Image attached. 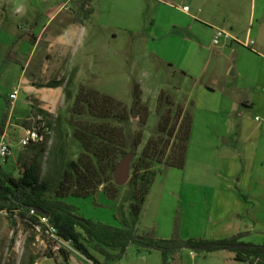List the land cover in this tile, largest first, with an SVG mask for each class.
<instances>
[{"label":"rangeland","instance_id":"obj_1","mask_svg":"<svg viewBox=\"0 0 264 264\" xmlns=\"http://www.w3.org/2000/svg\"><path fill=\"white\" fill-rule=\"evenodd\" d=\"M81 1L0 0V125L7 124L5 139L13 147L7 161H1L2 167L17 174L34 165L39 179L46 180L56 170L55 158L62 146L67 159H77L81 148L73 137L71 121L80 119L73 116L71 108L81 85L112 96L129 110L136 96L141 97L149 116L143 143L137 149L140 153L147 139L157 133L158 97L164 91L189 112L191 133L182 167L166 161L156 166L138 233L155 237V232L156 238L174 237L184 242L204 240L219 210H224L226 198L234 200L224 188L216 197L219 184H226L216 143L231 138L238 141L239 151L249 136L246 161L244 157L237 159L243 165L229 182L244 204L238 206V214L249 226L241 241L262 245L264 0H87L89 9ZM69 15L76 18L78 28L66 46L71 68L63 81L72 78L70 96L64 90V99L50 112L52 133L45 140L44 153L36 156L35 149H22L24 131L16 124V119L26 118L32 107L22 94L10 109V94L26 79L36 85L47 83L40 76L49 61L48 44L42 38L36 42L35 36L50 18L48 33L60 29L61 20ZM215 29L229 32L233 40L215 46ZM249 41H254L252 47L245 46ZM50 54L53 60L48 63L55 64L56 51ZM233 102L238 103L237 113H231ZM244 114L248 128L242 133L239 125ZM132 119L137 128L138 120ZM259 123L262 128H256ZM24 125L29 128L34 123ZM124 186H120L116 200L107 198L101 186L96 198L69 197L66 201L86 219L120 227L115 214ZM232 205L229 208L235 207ZM30 236L20 220L0 214V264H54L52 253ZM138 248L131 244L123 258L112 261L94 250L92 253L100 264H164L161 251L140 252ZM235 257L236 252L228 249L185 245L169 255V264H251ZM76 259L83 261L78 256Z\"/></svg>","mask_w":264,"mask_h":264},{"label":"trees","instance_id":"obj_2","mask_svg":"<svg viewBox=\"0 0 264 264\" xmlns=\"http://www.w3.org/2000/svg\"><path fill=\"white\" fill-rule=\"evenodd\" d=\"M81 2L85 9L90 8L87 0ZM64 83L63 80H55L43 86L54 88ZM71 83L70 77L64 86L69 96L68 87ZM35 109L36 115L42 114L52 129L50 113L40 107ZM71 111L73 116L80 119L71 121L73 137L81 148L77 159H67L62 146L55 158L56 170L46 180L39 179L34 165L16 174L6 171L0 162V210L6 211L7 217L20 220L30 231V240H35L34 226L39 223L38 216L46 215L57 227L59 236L94 264L100 263L92 250L106 261H112L123 258L131 244H136L140 252L144 249L161 251L164 264H169L170 254L185 245L200 248L209 244L236 252L237 261L264 264V243L255 245L242 242L245 233L219 240L191 238L185 242L174 237L164 239L138 233L137 225L156 174V166L166 161L170 166L182 167L185 161L192 118L169 94L164 91L159 94L157 133L147 139L140 153L137 149L144 140L149 109L142 104L139 95L132 110H129L123 102L112 96L81 85ZM132 118L138 120L137 128L131 124ZM5 126V123L0 125V137L4 134ZM44 143H33L25 148L35 149L36 156H39L45 151ZM130 151L135 156L131 162L133 173L124 186L125 193L115 214L121 226L108 225L77 214V209L67 203V198H96L101 186L107 198L116 200L120 196L122 187L116 183L114 172ZM34 209L36 214L31 213ZM75 217L84 221H78ZM239 244L246 247H234ZM59 258L69 260L70 255L63 251L55 257V261ZM29 264H33V261Z\"/></svg>","mask_w":264,"mask_h":264},{"label":"crops","instance_id":"obj_3","mask_svg":"<svg viewBox=\"0 0 264 264\" xmlns=\"http://www.w3.org/2000/svg\"><path fill=\"white\" fill-rule=\"evenodd\" d=\"M55 15L56 14H54L52 17H54ZM51 19L52 18H50L47 21V23L44 24L38 36H35L36 42H39L40 38H42L44 41L47 42L48 44L47 47L49 49V54L46 55L47 60L49 61L53 60L50 52L54 50L56 51L54 57L55 64H49L48 63L49 61L44 64L45 71L43 76L42 77L40 76V78L44 79L45 82H49L51 78H53L54 81L63 80L65 74L71 68L70 64L67 63V59H66V49H67L66 46H68V44L71 42V39L75 37L78 29L76 27V18L73 15H69L61 20L60 29L48 33L47 30ZM72 67L74 68L76 67V65ZM18 87L20 88V92L17 99H19L20 96L23 94L24 97L27 98L28 103L32 107L31 113L26 118L16 119L17 121L15 120L16 124H19V126H21V128L23 129L24 134H25V130L28 129L27 127H25L24 123H30L31 121L34 123L35 116L33 115L36 114V109H35L36 107H40L50 113L52 112L53 108L60 101L64 99L63 84L54 88H50V87H44L42 86V84L36 85V82L32 81V79H26L25 81H23V84L22 85L20 84V86ZM9 103L11 105V100ZM238 109H239L238 103L233 102L231 104V113H237ZM257 118L258 116L256 117V120L259 121V119ZM135 120L137 119H134V122ZM246 120L247 118L244 114V116L241 117V122L239 125L240 131L242 133H245V130H247L248 128ZM256 128H262V125L259 123L256 125ZM6 130H7V124L4 128L5 135H6ZM244 140L245 141L247 140V142H245ZM244 140H243L244 142L242 143L247 144L249 140V136H246V139ZM236 144H238V141L233 142L231 138H225L223 141L221 140L218 143H216V155L218 157L217 159L220 160V164L222 165L221 169L223 171V179L226 180V184H224L223 182L219 184L216 197L219 195L220 190L224 188L226 191L225 194H229V195L232 194L231 196H233L234 200H230V201H233L234 203L230 202L228 197L226 198L225 205H223L224 210L223 211L219 210L218 214L216 215V221L212 223V228L209 231V233L206 235L205 239L208 240H219L226 237H230L238 233H244L245 231L247 232L249 228V226L244 221L243 217L238 214L239 213L238 206L244 204L242 203L241 198L238 197L237 190L236 191L232 190L233 189L232 185L229 182V180L235 179V175H236L235 172L238 169L237 167H239V165L242 164V163L238 164L237 159L244 157L246 161V156H247L246 149L248 147L246 146V144L245 146L243 145L242 150L239 151H237L238 146ZM243 170L244 168H241L242 172ZM217 204H218V199L216 200V205ZM234 204H235L234 208L232 209L229 208L230 205L234 206ZM219 207L221 206L219 205ZM217 209L218 208L216 207V210ZM224 211L225 213H223ZM142 213L143 212H141L140 214L137 228L139 226L140 221L142 220L141 217ZM153 235L156 237L155 232ZM73 262H75V264H84V261L78 260L76 258L73 259Z\"/></svg>","mask_w":264,"mask_h":264},{"label":"built area","instance_id":"obj_4","mask_svg":"<svg viewBox=\"0 0 264 264\" xmlns=\"http://www.w3.org/2000/svg\"><path fill=\"white\" fill-rule=\"evenodd\" d=\"M230 40H233L231 34L222 29H216L213 44L215 46H223ZM254 41L245 43V46L252 47ZM20 88L14 89L11 97V108H14L15 101L18 98ZM258 119V118H257ZM52 133V129L48 124V121L42 114H37L34 118V126L25 130V134L21 139V146L25 148L27 145L43 142L47 136ZM13 153V147L6 141L5 134L0 137V162L2 160L7 161L8 157ZM32 214H36V210L31 211ZM1 215H7L6 211L0 210ZM39 223L34 226L35 240L43 244L46 251L52 253L53 257H58L63 251L70 255L69 260L59 258L54 264H75L73 259L78 256L83 261L89 264H94L92 260H89L86 256L77 251L70 242L65 241L59 236V232L56 226H54L48 216L39 215Z\"/></svg>","mask_w":264,"mask_h":264},{"label":"water","instance_id":"obj_5","mask_svg":"<svg viewBox=\"0 0 264 264\" xmlns=\"http://www.w3.org/2000/svg\"><path fill=\"white\" fill-rule=\"evenodd\" d=\"M234 69H233V73H234ZM134 157V152L130 151L126 156H124L121 161L119 162V164L117 165L115 172H114V179L116 181V183L119 186H124L127 184V182L130 179V171H131V162L133 160ZM41 212V211H40ZM75 219H77L78 221H84V219L79 218V217H75ZM214 245L213 244H209V245H205V246H201L200 248L202 250H209L211 248H213ZM235 248H244L246 247V245H235Z\"/></svg>","mask_w":264,"mask_h":264},{"label":"clouds","instance_id":"obj_6","mask_svg":"<svg viewBox=\"0 0 264 264\" xmlns=\"http://www.w3.org/2000/svg\"><path fill=\"white\" fill-rule=\"evenodd\" d=\"M19 9H20V6H18L17 10H19Z\"/></svg>","mask_w":264,"mask_h":264}]
</instances>
